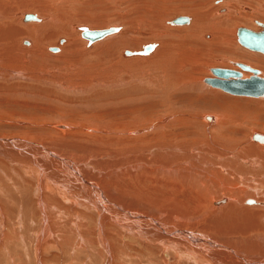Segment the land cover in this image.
Returning <instances> with one entry per match:
<instances>
[{
	"label": "bare ground",
	"instance_id": "obj_1",
	"mask_svg": "<svg viewBox=\"0 0 264 264\" xmlns=\"http://www.w3.org/2000/svg\"><path fill=\"white\" fill-rule=\"evenodd\" d=\"M234 1L242 2L238 10ZM255 1L226 0L207 9L208 0H0V116L15 104L34 110L16 121L23 127L70 124L41 133L21 130L31 133L28 140L0 137V172L17 189L29 190L33 199L29 204L36 212L37 232L30 250L36 264H44L45 246L63 251L71 243L73 255L87 252L83 264L98 254L103 264H264L263 130L235 140L222 132L224 115L175 108L166 98L180 90L240 100L204 76L214 66L236 69L237 63H250L264 68V55L247 50L238 39L240 27L262 30L257 21L264 23V0ZM221 6L227 7L226 15L213 9ZM251 6L258 9L243 11ZM173 7L193 16L176 23L187 14L163 15ZM96 14L98 20L92 19ZM254 16L262 20H254L257 27L251 24ZM153 20L160 26L158 35L179 37L189 46L161 39L143 43ZM86 21L115 30L90 39L86 33L93 32L92 25ZM179 25L186 26L173 27ZM149 45L150 51L139 53ZM124 72L133 73L126 82ZM263 73L258 75L264 78ZM250 76L242 72L243 78ZM124 83L147 89L122 94ZM98 89L115 93L99 103L94 95ZM159 89L167 91L162 101L169 112L149 123L138 116L124 128L117 123L138 112L133 105ZM173 109L178 111L175 124H189L178 120L185 112L201 123L198 130L205 136L188 143L168 138ZM7 153L15 157V165H6ZM3 201L0 232L6 237L9 210Z\"/></svg>",
	"mask_w": 264,
	"mask_h": 264
},
{
	"label": "rangeland",
	"instance_id": "obj_2",
	"mask_svg": "<svg viewBox=\"0 0 264 264\" xmlns=\"http://www.w3.org/2000/svg\"><path fill=\"white\" fill-rule=\"evenodd\" d=\"M223 1L226 2V0H211L210 2L208 0L209 3L206 5V8L211 9L213 7V5L222 4ZM228 1H232V0H227V2ZM253 1H255V0H253ZM234 3L236 4V7H235L236 10H238L240 8V5L242 4V2L240 1L239 3H236V1H234ZM253 5H257V2L256 1L253 2ZM76 6H79V5H76ZM237 6H239V7H237ZM257 6H251L252 7L251 11L244 10V9H243V11L252 12L253 9L254 10L258 9ZM223 8H224V10H223ZM225 8H227V7L221 6L219 8V10H218V8L216 9L215 7L213 9H215L216 11H219L218 14H220V15H226V11H225L226 9ZM175 9H178V10L174 11V7H173V9H168V13H164V12H162V13L165 16H168V15H170L171 17L173 16V18L176 16H179V15H186V14H187V16H193V14H192L193 12H191V11L187 13V12L181 11L180 8L176 7ZM74 10H75V8L73 6H71V11H74ZM179 11H181V12H179ZM81 12H82V10H80V13ZM97 15L98 14H96L92 19L98 20ZM119 20L121 21L122 19H119ZM254 20H261V19H258L256 16L253 17V21H252L253 23H251V24L254 25L255 27H257L254 23ZM122 22L124 23L123 20H122ZM68 23L66 25H68ZM86 23L89 26L92 25V28H89L90 30H103V29L109 28L108 27L109 25L105 26V27H98V25L94 26L93 22H87L86 21ZM66 25H64V26H66ZM168 25H170V24H168ZM186 25L188 26V24H186ZM241 25H243V24H241ZM241 25H237L236 27H239ZM244 25H246V24H244ZM180 26L182 27L184 25L173 26V27H180ZM157 27H160V26L156 22H154V20H153L151 27L147 30L149 33V35L147 36L148 38L145 37V40L143 41V43L156 42V40L161 39L164 42V44L169 43V42H173L174 44H176L179 47L184 46L185 48H187L189 46V43L182 41L179 37H174V36H171L170 34H165L163 36L158 35L155 31V29ZM58 31H59V29H58ZM69 31H70V29L67 30V32H69ZM81 31H82V35L84 36L83 32H85V31L83 29H81ZM117 33L118 32H115L113 34H117ZM57 34H58V32H57ZM113 34H111V35H113ZM108 36H110V35H108ZM108 36H106V37H108ZM62 37H64V36L63 35L59 36V38H62ZM53 44L54 43H52L51 46H55L57 43L55 45H53ZM138 47H140V46H138ZM138 47H136V48H138ZM242 47L245 48L244 46H242ZM246 49H247V47H246ZM247 50L255 51V50H252L249 48ZM255 52L260 54V55H264V53H262V52H260V53H259V51H255ZM54 53H58V52H54ZM223 54H226V53L223 52ZM226 55L231 56V54H226ZM233 55H236V53H233ZM231 58H234V57L231 56ZM241 59L242 58L240 56H238L236 58L237 61H239ZM95 62L98 63V60L96 59ZM248 64H250V63H248ZM220 67H222V66H220ZM220 67H218V68H220ZM236 67H237L236 69L238 70L239 67L238 66H236ZM255 67L259 68L262 73L264 72L263 67H259V66L254 65L253 68H255ZM213 68H217V67L214 66ZM223 68H228V67H223ZM239 69L241 70V72L242 71L245 72L246 76L249 74V72L247 74L248 70L244 71L245 69L244 70H242L241 68H239ZM210 72H211L210 75L204 76V78L206 77L205 79L214 77L212 71H210ZM132 75H133L132 72H124L123 73L124 82L130 80ZM209 84H211V83H209ZM121 86L122 85L120 84V87ZM142 88L147 89V87H144V85L143 86L142 85L141 86L136 85V84L128 85V84L124 83V88H123V90H121V92H122V94L131 93V92L140 91ZM218 89H220V88H218ZM98 90H99V92H95L94 95L99 100V103L102 102V100L106 99L105 96L106 97L111 96V95H113L112 94L113 92L115 93V91H112L109 89H104L103 91H102V89H98ZM159 90H162V89H159ZM159 90L157 92V95L154 94V97H151V95H149L148 98L145 97L144 100H146V101H144L143 103H138L139 105H133L135 107V110L137 109L138 112L122 116L117 123H119V122L122 123V128H124V126L126 124L133 123V117H135V116H138L139 118H141L143 121H145V123H149V121L156 118L157 116H160L166 112H169V110L166 106V103H164L162 101L164 99L163 96L167 93V91L164 92L162 90L164 92V94H162L163 92H161ZM220 90H222V89H220ZM222 91L227 96L232 97V98H239L240 100H231V99L229 100L227 98H222V97H218V96L206 97L198 91H180V90L179 91H171L167 95L166 98H167V100L169 98H171V102L175 105V108L194 107V109H196V110L203 109L202 112L204 111L205 113H214V114L220 113V114L224 115L222 132L229 138H232L235 140H239V139L244 138V139L248 140V138L254 132H257L258 130H259V132H261L262 130L264 132V105L262 104L264 102V95L255 98V97H250V96H240V95L229 94L228 92H225L224 90H222ZM102 92H104V93H102ZM98 93H99V95H98ZM98 97L99 98L102 97V98L99 99ZM139 97H141V96H138L135 98L137 99ZM22 99H26V98L22 97ZM136 99L134 101H137ZM19 102L23 103L21 101V99L19 100ZM136 103L137 102H134V104H136ZM190 103H193V105H189ZM94 108H97V107L95 106ZM208 110H209V112H208ZM32 111H34L32 108L24 107L21 105L17 106L15 104H13V105L8 106L5 113H2V115L0 116V137L5 136V137L9 138V137H11V135H16V136L21 137L22 139L24 138L23 140H28V138L30 137L29 134H31V133H28V135H25V133L21 130L25 129L27 132L28 130L32 129L33 132L41 133L43 130L47 129L49 126L54 128V129L60 130V129L54 127V125H62V124L70 125V124H67L65 122H58V123L56 122V123H49L48 127H47V125L35 126V127H31V126L23 127V125L16 123V121L18 122L19 119L23 118V116H22L23 114H30V113H32ZM170 112H171L170 122L174 123L177 120L176 114L178 113V111L173 109ZM35 114H37V113L35 112ZM186 115L187 114L185 112L183 114L178 115V120H180L182 122V124L189 122L188 125L183 126L181 124H175L174 123L172 125L167 126V128H166V134L167 135L166 136L168 138L179 139L178 142H181V143H188V142H191L195 139L201 138L202 134L204 133L203 131H199L202 127L201 123L197 119H193V121H192L190 119V117L186 116ZM255 128H257V129H255ZM88 129H95L97 132L99 131V129L93 128V127H90ZM132 130H134V129H132ZM86 132H88L87 129H86ZM90 133H95V132H90ZM53 134L54 133L52 131L51 132L52 137H50V138L54 137ZM177 134H179V135H177ZM34 139L36 140V138H30L29 140H34ZM53 140H56V139L54 138ZM245 143H246V141H245ZM258 143H261V142H258ZM261 144H264V142H262ZM249 146L250 145H247V147H246L247 152L250 151L248 148ZM21 152L23 153V150ZM57 157L59 158L58 154H57ZM7 159H8V162L6 165H15L16 160H15L14 156H10L8 154ZM11 161L13 162V164H11ZM0 178H1L0 184L5 182L4 184H2L4 189L0 190V199L4 200L3 201L4 207L7 210H9L8 214H9V222H10V223L8 222L9 227H10V231L5 233L6 237L4 234H3L4 237H2L1 236L2 234L0 232V240L2 239L1 240L2 243L0 245V264H36L35 259H34V255H33V250L32 251L30 250V249H32V244H35L34 243L35 238H36V235H35L36 230L35 229L37 227L36 226V219H35V215H34V213H36V212H34L32 210L31 205L29 204V202L32 203V201H33V199L29 197V196H31L29 194L30 191L29 190L27 191L26 189L21 187V188H18L19 190H22L21 192H19L16 185L14 184V181L12 182L9 179L5 178V174H3L2 172H0ZM8 182H9V184H8ZM13 184H14V186H12ZM7 188H8V190H7ZM15 194H16V196H15ZM26 194H28L27 197H26ZM13 196H15V197H13ZM18 198H20V199H18ZM2 200H0L1 203H2ZM18 200L20 202H21V200L25 201L24 203L27 204V205L25 204L26 207L22 206V208H21L20 206H18V205H20ZM9 201H11V202H9ZM6 202L9 204V206H8V204L5 205ZM10 205H12V206H10ZM13 205L17 208V210H15L16 208H14ZM12 210H13V212H12ZM16 212H18V214H15ZM27 214H29V216ZM18 215H20V217ZM16 216H18V217H16ZM26 216H27V218H26ZM29 217L31 219H29ZM10 220H12V221H10ZM19 220H20V223H19ZM18 224H21V225L19 226ZM18 226L20 228L17 229ZM23 229L25 231H23ZM12 230L14 231V233L12 232ZM18 231H19V233H17ZM72 233L73 232H71V234ZM9 234L11 237L9 236ZM20 234L22 237L20 236ZM74 236L75 235L72 234L71 238L74 239ZM16 237H17V239H16ZM26 237H27V239H26ZM33 238H34V240H32ZM7 239H9V240H7ZM12 239H14V240H12ZM6 240H7L8 244L5 242ZM21 243H22V245H21ZM2 245L5 248H3ZM71 245H72V243L69 245L66 244L63 251L61 250L62 252L56 248L45 246L44 254H43V256H45L44 264H47V263H49V264H69L70 262H71L70 264H76V263L77 264H83L85 262V260H87V258H85L87 255V252L80 251L78 254H76V252H75V255H73L72 250H71ZM103 261H104L103 257H101L100 254H98V255H94L93 260L89 261V264H103ZM135 262H139V260H136ZM153 263L154 262H152L150 264H153ZM126 264H128V263H126ZM183 264H186V263H183Z\"/></svg>",
	"mask_w": 264,
	"mask_h": 264
},
{
	"label": "water",
	"instance_id": "obj_3",
	"mask_svg": "<svg viewBox=\"0 0 264 264\" xmlns=\"http://www.w3.org/2000/svg\"><path fill=\"white\" fill-rule=\"evenodd\" d=\"M189 21L188 16H179L174 20L176 23H184ZM257 23L262 26V30L254 31L248 27H240L238 30L239 42L256 51L264 53V23L257 21ZM115 30V28L95 31L92 33H86L90 39H96L98 36L110 33ZM153 45L146 46L139 53H145L150 51ZM242 69L251 71L253 73L249 78H243L242 72L240 70L231 68H213V74L217 76L216 78H208V81L215 86H219L227 92L239 93L251 96H263L264 95V78H261L258 73L259 69L253 68L245 63H237Z\"/></svg>",
	"mask_w": 264,
	"mask_h": 264
},
{
	"label": "flooded vegetation",
	"instance_id": "obj_4",
	"mask_svg": "<svg viewBox=\"0 0 264 264\" xmlns=\"http://www.w3.org/2000/svg\"><path fill=\"white\" fill-rule=\"evenodd\" d=\"M243 72V71H242ZM248 73V72H247ZM244 76H245V72H244ZM247 76H250V73L247 75ZM247 76H245V77H247Z\"/></svg>",
	"mask_w": 264,
	"mask_h": 264
},
{
	"label": "crops",
	"instance_id": "obj_5",
	"mask_svg": "<svg viewBox=\"0 0 264 264\" xmlns=\"http://www.w3.org/2000/svg\"><path fill=\"white\" fill-rule=\"evenodd\" d=\"M214 115V114H213ZM217 116V115H216ZM218 117V116H217Z\"/></svg>",
	"mask_w": 264,
	"mask_h": 264
}]
</instances>
